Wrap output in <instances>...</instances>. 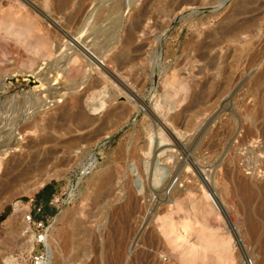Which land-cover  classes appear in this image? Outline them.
<instances>
[{"label": "rangeland", "instance_id": "rangeland-1", "mask_svg": "<svg viewBox=\"0 0 264 264\" xmlns=\"http://www.w3.org/2000/svg\"><path fill=\"white\" fill-rule=\"evenodd\" d=\"M5 1L0 264H35L38 203L47 264H264V0ZM45 157L11 185L12 165Z\"/></svg>", "mask_w": 264, "mask_h": 264}, {"label": "bare ground", "instance_id": "bare-ground-1", "mask_svg": "<svg viewBox=\"0 0 264 264\" xmlns=\"http://www.w3.org/2000/svg\"><path fill=\"white\" fill-rule=\"evenodd\" d=\"M4 1L5 0H0V6L3 4V5H5V3H4ZM8 2L10 1V0H7ZM11 1H13V0H11ZM16 1V3H17V0H15ZM15 1L13 2V3H15ZM25 1V3L27 4V6H28V3H27V1L28 0H23L22 2H24ZM70 1L71 0H60L58 3H57V6H56V8H58L59 10H62V9H65V8H67V6L69 5V3H70ZM6 2V1H5ZM20 2V1H19ZM12 3V4H13ZM15 3V4H16ZM24 3V4H25ZM10 4V6H11V2L9 3ZM7 6H9L8 5V3H7ZM6 6V7H7ZM9 6V7H10ZM13 6H15L16 8H17V5H12V7ZM18 6H19V3H18ZM24 6V5H23ZM4 7V6H3ZM6 7H4V9L6 8ZM8 7V8H9ZM19 7H22V6H19ZM18 7V8H19ZM7 8V9H8ZM16 8H14V9H16ZM24 7H22V9H23ZM26 8V9H25ZM25 8L23 9L26 13L25 14H27L28 12H29V10L27 9V7L25 6ZM4 9H2L3 11H4ZM10 9V8H9ZM8 9V10H9ZM12 9V8H11ZM30 9V8H29ZM34 9V8H33ZM19 10V9H18ZM17 10V11H18ZM1 11V10H0ZM2 11V12H3ZM6 11V10H5ZM17 11H15V12H17ZM23 11V12H24ZM37 11H38V9H37ZM41 13H43V11H41V10H39ZM14 12V11H13ZM11 10L9 11V15H15L16 13H13ZM22 12V11H21ZM34 12V11H33ZM7 14V13H6ZM30 14V13H29ZM1 15H3V13L1 14ZM8 15V14H7ZM22 15H23V13H22ZM5 16V15H4ZM29 16V15H28ZM16 17V16H15ZM30 17H31V15H30ZM94 17V16H93ZM96 17V16H95ZM94 17V18H95ZM3 18V17H2ZM33 19H34V17H33ZM49 19V18H48ZM96 19H98V18H96ZM22 20V19H21ZM37 20V19H36ZM35 19H34V22L36 21ZM92 20V19H91ZM95 21H97V20H95ZM37 22V21H36ZM23 31V30H22ZM25 34V33H24ZM28 37V36H27ZM130 39H132V36L130 37ZM45 40V39H44ZM61 44V43H60ZM14 49V48H13ZM69 49V48H68ZM76 50V49H75ZM111 50V49H110ZM128 52V51H127ZM126 52V53H127ZM68 58V57H67ZM92 63V62H91ZM78 70V69H77ZM68 72V71H67ZM55 74V73H54ZM65 76V75H64ZM53 77V76H52ZM56 78V77H55ZM118 78V77H117ZM49 80V79H48ZM50 81H51V79H50ZM55 81V80H54ZM48 83H50V82H48ZM52 83H53V80H52ZM121 83H123V82H121ZM45 84H47V81H46V83ZM45 84H44V87H46L45 86ZM61 84V83H60ZM47 85H49V84H47ZM53 86V85H52ZM125 86V85H124ZM49 87V86H48ZM127 90V89H126ZM40 91H41V89H40ZM39 91V92H40ZM103 91V90H102ZM129 91V90H128ZM38 92V93H39ZM49 92H51V91H49ZM37 94V93H36ZM126 94V93H125ZM62 95H63V93H62ZM12 96V95H11ZM37 96V95H36ZM58 96V95H57ZM64 96V95H63ZM56 97V96H55ZM79 97V96H78ZM48 99V98H47ZM74 99H76L75 100V103L73 104V108H78L77 109V111H75L73 114H71L70 113V116H71V118H72V122H73V124L75 125V127L78 129V130H80V131H82V130H85V128L86 127H88V126H91V124H94V119L91 117V116H89V115H87L86 114V112L85 111H83L82 110V100L80 99V98H77V97H75ZM10 100V99H9ZM63 100V99H62ZM6 101V100H5ZM100 102H102V101H100ZM45 103V102H44ZM55 104V103H54ZM84 104V103H83ZM34 105V104H33ZM42 105H43V103H42ZM88 105H90V104H88ZM96 105V104H95ZM5 106H7V105H5ZM99 106L100 107H104L105 106V103L104 102H102L101 103V105L99 104ZM97 107V106H94V105H90V107H91V109L92 110H98L100 107ZM42 107V106H41ZM6 108V107H5ZM9 108V107H8ZM40 108V107H39ZM69 109V108H68ZM68 109H66V110H64V114L66 115V113L68 112V111H70V110H68ZM86 109V108H85ZM2 110V109H1ZM3 110H5V109H3ZM2 110V111H3ZM113 110V109H112ZM1 111V112H2ZM7 111H8V109H7ZM90 111V110H89ZM116 112V111H115ZM108 113H112V112H108ZM121 113V112H120ZM33 114V113H32ZM69 114V113H68ZM119 114V113H118ZM124 114V113H123ZM112 115H113V113H112ZM120 115V114H119ZM7 116V115H6ZM115 116H117V115H115ZM1 117V116H0ZM110 117V116H109ZM119 117V116H118ZM117 117V118H118ZM7 118V117H6ZM68 118V117H67ZM112 118V117H111ZM110 118V119H111ZM25 119V118H24ZM23 119V120H24ZM63 119V118H62ZM4 120H7V119H4ZM112 120V119H111ZM110 120V121H111ZM9 122L11 121V120H8ZM16 121V120H15ZM21 121V120H20ZM5 122V121H4ZM19 122V121H18ZM8 123V122H7ZM9 124V123H8ZM113 124V123H112ZM116 124V123H115ZM5 125H7V124H5ZM5 125H3V123L1 124V119H0V155H3L4 153H6L8 150H9V148L11 147H9L7 144L9 143V142H7V144H6V138H4V139H6L5 141H3L2 140V138L4 137V135H5V133H4V131L6 130H4V128L6 127ZM166 125V124H165ZM4 127V128H3ZM28 127V126H27ZM31 127V126H30ZM9 128V127H8ZM8 128H7V130H8ZM17 128V127H16ZM24 128V130H26L25 129V127H23ZM32 128V127H31ZM34 128V127H33ZM32 128V129H33ZM103 128L104 127H102V128H97V129H95V131H93V132H91L90 134H93L92 135V137H94V138H97L98 136H100V135H102L101 133H104V131H102L103 130ZM106 129V128H105ZM15 130H17V129H15ZM2 131V132H1ZM9 131V130H8ZM14 131V130H13ZM20 131V130H19ZM18 131V132H19ZM23 131V130H22ZM162 131V130H161ZM16 132V131H15ZM17 132V133H18ZM163 133V132H162ZM158 134H161V133H158ZM7 135V134H6ZM12 137V136H11ZM10 137V138H11ZM14 137V136H13ZM86 138H88V137H83V138H79V139H77V140H74V145L76 146V147H79L80 146V144L83 142V141H85L86 140ZM151 138H153V136L151 137ZM163 138V137H162ZM12 139V138H11ZM10 139V140H11ZM14 140H15V137H14V139H13V142H14ZM40 140V139H39ZM50 140H52V138L49 136V137H44L42 140H41V143H45V142H48V141H50ZM88 140V139H87ZM94 140V139H93ZM164 140H166V138H164ZM9 141V140H8ZM195 141V140H194ZM11 142V141H10ZM83 144V143H82ZM174 144V143H173ZM13 145V144H12ZM156 145V144H155ZM155 145H153V146H155ZM29 146V145H28ZM155 147H157V146H155ZM4 151V152H3ZM35 151V150H34ZM151 152V151H150ZM33 154V153H32ZM35 157V156H34ZM160 159V158H159ZM33 160V159H32ZM36 159H34V161H35ZM34 161L32 162V163H34ZM47 161H48V158L47 157H45L43 160H41V161H38L36 164H23V161L22 162H19V163H16V164H14V165H10L11 166V168H9V171H8V173H9V175H11V178H10V182H11V185H12V183H16V182H19V181H21V180H24L25 179V181L24 182H26V179L29 177V175L32 173V171H33V169H40V168H42L46 163H47ZM17 162V161H16ZM148 163H149V161H148ZM157 164V163H156ZM135 169V168H134ZM161 169V168H160ZM164 170V169H163ZM201 171V170H200ZM137 173V172H136ZM139 173V172H138ZM254 175V174H253ZM208 177V176H207ZM177 179V178H176ZM154 180V179H153ZM156 180V179H155ZM28 181V180H27ZM176 181H178V179L176 180ZM180 181V180H179ZM22 182V181H21ZM170 182V181H169ZM212 182H213V180H212ZM156 183V182H155ZM172 183V182H171ZM17 184H19V183H17ZM16 184V185H17ZM156 184H158V182L156 183ZM170 184V183H169ZM180 184V183H179ZM16 185L14 186V187H16ZM168 185V184H167ZM166 185V186H167ZM171 185V184H170ZM169 185V186H170ZM10 186V185H9ZM13 186V185H12ZM169 186H167V187H169ZM197 186H198V184H197ZM207 186V185H206ZM253 186H255L256 188H257V185H253ZM8 187V186H7ZM172 186H170V188H171ZM199 187V186H198ZM264 187V186H263ZM263 187H261V189L263 188ZM12 187H10L9 189H11ZM185 189H187V188H185ZM184 189V190H185ZM171 190V192H170V194L172 193V195L171 196H169L170 198L168 199V202L170 203V205H171V202H177L178 201V198H177V196L175 195L176 193H175V190H173V189H170ZM188 190V189H187ZM203 190V193H202V195H204L202 198H204L205 197V199L209 202V203H211V204H213L214 205V207H215V210H216V212H217V214L220 216V215H222L223 214V202H222V198H221V195H220V193L219 192H209L207 189H202ZM10 191H12V189L10 190ZM167 191V190H166ZM211 191V190H210ZM168 192H169V190H168ZM178 192V191H177ZM169 194V193H168ZM165 196V195H164ZM168 198V197H167ZM203 205V204H202ZM65 211L64 210H62L61 211V213H60V215L59 216H61L63 213H64ZM27 226V222H26V219H25V227ZM50 227H51V225L49 226V230H48V233H47V235H46V238H45V246H46V251H47V257L43 260V261H41V263L40 264H47V262L49 261V259L51 258V256H50V253H49V251H48V245H47V237H48V235H49V232H50ZM185 227H186V225H185ZM52 228V227H51ZM255 229L256 230V226L254 225V226H252V229ZM31 236H33V235H31ZM34 237V236H33ZM54 237V235H53V233H51V235H50V238L52 239ZM54 253V252H53ZM52 261H54L53 259H52ZM253 261V260H252ZM250 261V262H248V264H255V262L253 261ZM52 264H54L53 262H51Z\"/></svg>", "mask_w": 264, "mask_h": 264}, {"label": "built area", "instance_id": "built-area-1", "mask_svg": "<svg viewBox=\"0 0 264 264\" xmlns=\"http://www.w3.org/2000/svg\"><path fill=\"white\" fill-rule=\"evenodd\" d=\"M25 217L27 222V226L24 230L25 234H33L35 238V243L38 245V247L41 246L40 249H37L36 254L33 257L34 263L40 264L41 261H43L47 257L45 238L49 230L50 219L45 214L44 205L42 203L36 204L34 206V210H29L26 213ZM35 226L40 229L39 233H36L34 231ZM34 249L36 248L34 247Z\"/></svg>", "mask_w": 264, "mask_h": 264}]
</instances>
